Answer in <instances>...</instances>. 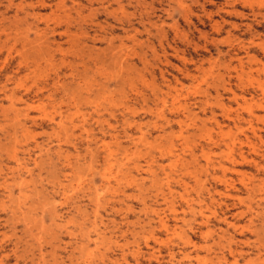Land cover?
Listing matches in <instances>:
<instances>
[{
  "label": "rangeland",
  "instance_id": "1",
  "mask_svg": "<svg viewBox=\"0 0 264 264\" xmlns=\"http://www.w3.org/2000/svg\"><path fill=\"white\" fill-rule=\"evenodd\" d=\"M0 264H264V0H0Z\"/></svg>",
  "mask_w": 264,
  "mask_h": 264
},
{
  "label": "bare ground",
  "instance_id": "2",
  "mask_svg": "<svg viewBox=\"0 0 264 264\" xmlns=\"http://www.w3.org/2000/svg\"><path fill=\"white\" fill-rule=\"evenodd\" d=\"M5 88V87H4Z\"/></svg>",
  "mask_w": 264,
  "mask_h": 264
}]
</instances>
